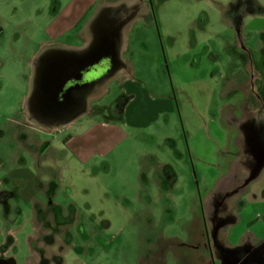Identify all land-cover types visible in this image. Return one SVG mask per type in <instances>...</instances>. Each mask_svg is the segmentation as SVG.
<instances>
[{"label": "rangeland", "instance_id": "374dc122", "mask_svg": "<svg viewBox=\"0 0 264 264\" xmlns=\"http://www.w3.org/2000/svg\"><path fill=\"white\" fill-rule=\"evenodd\" d=\"M49 3L0 0V159L5 170L15 161L34 171L43 197L33 218L19 204L10 255L18 264H264V207L253 196L264 184L233 192L249 176L241 154L255 131L264 139V49L248 29L264 23V0H99L78 34L37 48L31 30ZM119 69L160 112L128 127L99 172L61 171L52 147L62 148L70 120H117L129 101L114 85ZM163 163L171 171L160 188ZM0 179L10 192L24 182Z\"/></svg>", "mask_w": 264, "mask_h": 264}, {"label": "crops", "instance_id": "0c3cea01", "mask_svg": "<svg viewBox=\"0 0 264 264\" xmlns=\"http://www.w3.org/2000/svg\"><path fill=\"white\" fill-rule=\"evenodd\" d=\"M99 0H66L64 5L58 4L56 0H50L48 4L49 7L47 10L39 7V16H44L43 23L41 25H34L31 30L30 38L36 41L37 48L41 47H51V43H57L60 41L59 36L67 33H74L71 37L78 34V28L81 24V21L88 14V12L94 7ZM52 2V3H51ZM82 2V7L77 10V3ZM74 8V9H73ZM45 10V12H44ZM77 10V11H76ZM73 11V13H71ZM77 12V13H76ZM71 13V14H70ZM75 14V17L70 21L66 22V19ZM248 29L253 32V35L250 36L249 41L254 45L256 51L260 52L264 49V23L262 22H253L251 21ZM246 25L241 26V31L245 29ZM257 38V39H256ZM68 45V43H66ZM52 58V54L49 55ZM38 55L37 51L34 53V59L31 62V69H35V62L37 61ZM120 82H114L116 88L121 92V95L125 98H128L129 101H125V105L122 108L121 115L117 120H102L96 119L95 115L82 113V116L73 118L70 120L69 128L66 131V137L63 141L62 148H58L53 145L52 148L55 149L56 154L59 156L57 163L60 164V169L62 170H73L76 168L78 172L86 173L99 172L100 168L103 167V163L106 159L112 158L114 150L121 144H125L129 141V136L126 133L127 128H140L145 126L142 124L143 117L149 115L150 110H155L156 113H159L161 106H148L147 102L144 101L142 95L145 93L141 84L132 79L131 71L122 73L119 69ZM32 77V76H31ZM108 92V90H107ZM134 99V100H133ZM133 100V101H132ZM134 102V103H133ZM134 112L140 116L139 120L131 122L129 120L134 116ZM82 121V123L80 122ZM146 124V121H144ZM119 125V126H118ZM78 128V129H73ZM105 131V134H102L101 130ZM72 130V131H71ZM114 134H117L114 136ZM255 137L253 139L254 149L249 148L246 154H241L240 160L246 157L247 169L249 176L246 180L240 184H244L245 187H250L253 183L260 182L259 184H264V139L262 134L258 131H255ZM138 156L132 155V159ZM19 158V157H18ZM16 160H18L16 158ZM17 164V165H16ZM13 163L11 170H5V163L0 159V174H5V176L13 177V179L21 180L22 185L14 192H10L9 189L4 187V181L7 183L9 179H0V195L6 193V198L0 201V264H18L15 260L14 255H10V250L14 249L15 245V226L20 224V218L22 217V209L20 203L24 202L25 205H29L30 213L33 218L34 211L32 210L33 204L42 203L43 197L39 195L35 187V174L34 171L26 172V170L21 169L18 166V163ZM241 164V163H240ZM228 169H231L228 165ZM17 168V169H16ZM241 168V167H239ZM235 170V168H234ZM4 171V172H3ZM171 168L169 164H159L156 168V186L161 188L162 177L161 175H167L170 173ZM234 172V171H233ZM226 187V186H225ZM254 187V186H253ZM253 196L254 200L258 201L260 205L264 207V192L263 195L259 198L256 197L258 191L257 187H254ZM159 190V188H158ZM61 193V188L58 190L57 195ZM12 194V196L10 195ZM56 195V196H57ZM246 195V194H245ZM244 195V196H245ZM252 195V194H251ZM16 196V197H15ZM248 196V195H247ZM16 200V205L13 206L10 203V200ZM242 199L238 201V204L242 203ZM55 205L60 206L55 202ZM62 206V205H61ZM15 207L16 214L14 216L4 213V208ZM18 208V211H17ZM241 212V211H240ZM241 214H239L240 217ZM62 220V216H61ZM60 220V221H61ZM8 223V226L6 225ZM13 224L10 226V224ZM29 237L27 241L29 244ZM29 254L31 256V248L29 245ZM28 264V261L25 262Z\"/></svg>", "mask_w": 264, "mask_h": 264}, {"label": "flooded vegetation", "instance_id": "af4514ba", "mask_svg": "<svg viewBox=\"0 0 264 264\" xmlns=\"http://www.w3.org/2000/svg\"><path fill=\"white\" fill-rule=\"evenodd\" d=\"M254 144V142H253V140H252V142L249 144V147L251 146V145H253ZM248 147V148H249ZM254 148V147H253ZM252 149V148H251ZM244 184L240 187H236V188H234V190H233V192H235V190H241V189H243L244 188ZM230 208V207H229ZM203 212V211H202ZM224 213H229V212H224ZM202 226H203V231H204V233H205V244H206V249H207V251L209 252L208 253V255L209 254H211L210 252L212 251L211 250V246H210V240H209V231H208V225H207V223H206V220H205V217L202 215Z\"/></svg>", "mask_w": 264, "mask_h": 264}]
</instances>
